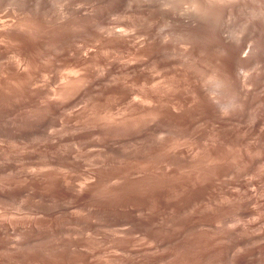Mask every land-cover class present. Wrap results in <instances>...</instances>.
<instances>
[{
  "label": "rangeland",
  "instance_id": "374dc122",
  "mask_svg": "<svg viewBox=\"0 0 264 264\" xmlns=\"http://www.w3.org/2000/svg\"><path fill=\"white\" fill-rule=\"evenodd\" d=\"M165 1L0 0V264H264V0Z\"/></svg>",
  "mask_w": 264,
  "mask_h": 264
},
{
  "label": "bare ground",
  "instance_id": "6f19581e",
  "mask_svg": "<svg viewBox=\"0 0 264 264\" xmlns=\"http://www.w3.org/2000/svg\"><path fill=\"white\" fill-rule=\"evenodd\" d=\"M141 2V5L143 6V12L145 13V17L147 18H150V17H156L155 18V21L157 22H161L162 18L163 17H166L168 19H172L173 21H176L178 22L177 24H180L184 27H187V28H192V25L196 24L197 22V18H194L192 12L189 10V9H186L187 11L185 12H177L173 9H170L168 8L167 6V3L165 0H139ZM191 0H189L188 2H190ZM198 1V0H197ZM201 1V0H200ZM192 2V1H191ZM196 2V0L194 1ZM201 2H204V1H201ZM46 3V2H44ZM49 3V2H48ZM200 3V2H199ZM130 4H133L132 2ZM206 4V3H205ZM202 5V4H201ZM215 6V5H214ZM135 9V7H133ZM205 8V7H204ZM137 9V8H136ZM198 24V23H197ZM195 26V25H194ZM193 26V27H194ZM197 26V25H196ZM195 26V27H196ZM200 27L202 26H198L199 30H200ZM197 29V28H196ZM150 30V29H149ZM191 30V29H190ZM202 30V29H201ZM208 30V29H206ZM151 31V30H150ZM149 31V35L147 37V40H146V45H145V50L147 51V55L149 58H155L158 60L159 63L169 67V68H172V67H176L179 66L178 64V61H176V57L178 56V54L182 55L183 57L185 58H189L190 57V54H188V51L185 53V52H180L177 51L173 44H171L169 41L166 40V38H160L159 36L157 35H154L153 33H151ZM198 31V30H197ZM196 33H200V32H197ZM203 31V30H202ZM210 31V30H209ZM207 32V31H205ZM216 32V31H215ZM214 35V33H213ZM215 36V35H214ZM216 37H217V41L218 42H222V40L220 39V36H219V32L216 33ZM213 38V37H212ZM216 39V38H215ZM213 40V39H212ZM152 42H155L157 44L156 49H157V53L155 52L154 49H152ZM1 49V48H0ZM250 46L247 45L243 48V51L242 53L239 52V54H237L238 56V59L240 60L239 61V64L240 63H244L246 61V59L250 56H252L250 53ZM1 51V50H0ZM78 52L82 58L85 59V57L89 54L88 52H85L83 50H75V52ZM145 52V51H144ZM162 52V53H161ZM55 56L54 57H60L61 55L60 54H54ZM90 55V54H89ZM92 55V54H91ZM94 56V54H93ZM96 56V55H95ZM99 56V55H98ZM63 57V56H62ZM88 57V56H87ZM214 56L213 55H207L206 56V59H210L212 60ZM95 58V57H94ZM98 58V57H97ZM96 58V59H97ZM101 58V57H100ZM88 59V58H87ZM93 58H91L90 60H92ZM103 59V58H102ZM105 59V58H104ZM59 60V59H58ZM80 60H81V57H80ZM95 60V59H93ZM92 60V61H93ZM232 60V59H231ZM228 57L226 56H221V57H217L213 60V63L218 65V67L222 70H224L225 68L227 69V67L229 68V66H233V63ZM83 61V60H82ZM84 62V61H83ZM104 62V61H103ZM208 62V61H207ZM211 62V61H210ZM106 63V62H105ZM198 64H201V62L197 61ZM17 66V65H16ZM117 67V66H116ZM206 68V66H204ZM16 71H18L20 74L22 73L19 65L15 68ZM178 69V68H177ZM21 71V72H20ZM22 75V74H21ZM68 78V77H67ZM66 78V79H67ZM65 81L68 82L69 79H67ZM238 79L241 81L243 80L241 76L238 77ZM69 85V84H68ZM74 87V86H72ZM129 92V91H128ZM150 93V97H151V92ZM153 93V92H152ZM129 95V94H128ZM149 95V94H148ZM107 96V95H106ZM147 97V96H146ZM154 97V96H153ZM152 97V98H153ZM151 98V99H152ZM55 102V101H54ZM51 104V102H50ZM58 105V104H57ZM50 106V105H49ZM53 106H56V105H53ZM56 108V107H55ZM60 109V108H59ZM58 109V110H59ZM61 110V109H60ZM59 110V111H60ZM54 111V110H53ZM209 111V109H208ZM243 128L245 129H249L247 127V125H243L242 126ZM3 192L0 191V195H5V194H2ZM6 193V192H5ZM22 195V194H21ZM28 196V195H27ZM47 197V196H46ZM18 198V197H17ZM42 199H46L45 197L42 198ZM48 199V198H47ZM77 200V199H76ZM62 208V207H61ZM66 208V207H64ZM63 208V210H65ZM67 209V208H66ZM66 211V210H65Z\"/></svg>",
  "mask_w": 264,
  "mask_h": 264
}]
</instances>
